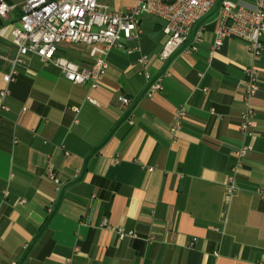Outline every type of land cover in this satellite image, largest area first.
<instances>
[{"label":"crops","instance_id":"obj_1","mask_svg":"<svg viewBox=\"0 0 264 264\" xmlns=\"http://www.w3.org/2000/svg\"><path fill=\"white\" fill-rule=\"evenodd\" d=\"M0 1L9 7L0 15V264H264V49L254 58L229 37L211 53L218 3L166 61L157 57L162 20L141 15L140 37L109 50L91 88L31 53L5 84L22 0ZM97 1L117 12L132 4ZM88 50L62 42L55 56L87 66ZM249 66L259 89L245 98ZM164 72L161 89L146 95V73ZM118 95L130 98L131 124ZM246 108L254 111L251 136L239 129ZM242 143L252 149L226 196ZM47 160L59 190L44 175Z\"/></svg>","mask_w":264,"mask_h":264},{"label":"built area","instance_id":"obj_2","mask_svg":"<svg viewBox=\"0 0 264 264\" xmlns=\"http://www.w3.org/2000/svg\"><path fill=\"white\" fill-rule=\"evenodd\" d=\"M130 1L132 4L124 12H117L97 0H22L17 24L10 29V38L17 49L16 56L12 60L11 72L3 76L4 83L7 84L13 78L16 72L15 66L22 62L25 55L31 53L39 56L42 62H49L59 68L70 82L88 83L91 88L96 87L107 70L106 56L109 50L113 47H122L123 39L140 37L139 17L143 14L153 15L163 22L162 32L165 38L157 57L160 61H166L185 42L191 27L217 3L216 28L211 53L229 37L245 41L254 58H257L264 49L261 42V36L264 34V0ZM8 9V5L0 1L2 17H6ZM201 37V32L198 31L189 50H196ZM62 42L89 46L90 64L80 66L66 58L55 56L57 45ZM146 61V56H141L138 60L141 65ZM167 74L168 72H164L152 79L146 73L145 94L151 95L160 90L161 77ZM245 75L244 96L248 98L255 95L259 89L257 68L255 66L245 68ZM4 94L5 89L0 92V96ZM116 99L122 109L128 111L126 119L131 124L130 98L118 95ZM183 116L182 108L176 111L172 130L179 127ZM254 126V111L246 108L241 115L239 129L244 135L251 136ZM251 149L250 144L242 143L233 150L236 164L232 173L227 176L226 196L237 189L234 175L239 170L240 161ZM44 175L55 184L56 189L61 188L62 182L57 177L50 160H47ZM78 175L79 171L76 170L70 178L75 179ZM257 192L264 198L261 187ZM117 233L119 238L123 236L120 229Z\"/></svg>","mask_w":264,"mask_h":264}]
</instances>
